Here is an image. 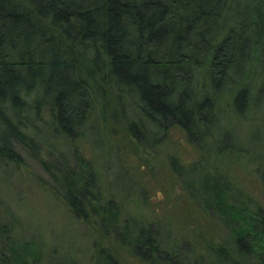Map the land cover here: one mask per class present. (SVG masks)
Returning a JSON list of instances; mask_svg holds the SVG:
<instances>
[{
  "label": "trees",
  "instance_id": "trees-1",
  "mask_svg": "<svg viewBox=\"0 0 264 264\" xmlns=\"http://www.w3.org/2000/svg\"><path fill=\"white\" fill-rule=\"evenodd\" d=\"M258 75L264 76V0H0V166L21 163L12 140L34 149L32 130L46 136L40 124L50 127V138L62 135L58 141L93 135L103 142L121 133L148 147L176 128L198 150L189 168L203 203L233 225L204 251L187 253L171 231L160 236L142 220L126 219L121 230L133 258L264 264V206L247 200L228 173L204 164L254 156L264 188V136L257 130L264 120L254 111L247 117L259 105ZM87 120L97 128H83ZM240 120L243 141L233 130ZM42 162L73 216L89 222L95 211L104 235L116 226L119 203L104 198L93 170L85 178ZM3 211L9 216L0 221V264H38L40 247L17 239L14 214ZM95 255V264L117 261L101 242ZM46 264L64 263L51 250Z\"/></svg>",
  "mask_w": 264,
  "mask_h": 264
},
{
  "label": "rangeland",
  "instance_id": "rangeland-1",
  "mask_svg": "<svg viewBox=\"0 0 264 264\" xmlns=\"http://www.w3.org/2000/svg\"><path fill=\"white\" fill-rule=\"evenodd\" d=\"M255 82L259 105L249 110L247 117L254 111L258 113L256 119L264 120V76H256ZM219 104L222 106L219 111L223 113L225 100L221 98ZM232 120L233 116L229 115V121L234 124ZM243 124L240 120L233 128L242 141ZM40 126L46 136L32 130L34 149L12 140L21 163L7 161L5 167L0 166V201L4 203L0 204V221L8 219L9 215L3 211L7 206L16 221L15 237L33 240L40 247L38 264H46L51 250L64 264H95L96 242H101L117 258L111 264H153L133 258L131 245L121 230L125 220L131 218L149 224L160 236L171 231L178 250L187 253L190 248L195 253L202 252L209 242L229 235L233 224L225 222L224 212L203 203L204 190L189 168L199 159L198 150L186 143L178 129L172 128L169 135L162 134L148 147L142 141L133 143V137L124 138L121 133L118 139L107 135L103 142L93 135L70 136L68 140L58 141L56 138L62 135L50 138V127ZM97 126L92 120L82 125L89 131ZM257 130L264 136V122L257 125ZM53 141H57L56 144L50 145ZM253 157V161L248 160V155L239 157L231 165L210 158L204 164L206 169L216 167L228 173L247 200L264 206L262 170H257L258 161ZM42 161L54 164L59 170L67 166L81 172L85 178L88 171L93 170L104 198H114L119 203L116 226L104 235L95 211L91 210L93 217L89 222L73 216L61 196L53 193L54 179ZM249 205L252 206L250 202Z\"/></svg>",
  "mask_w": 264,
  "mask_h": 264
}]
</instances>
